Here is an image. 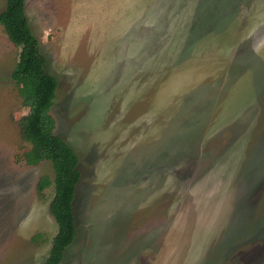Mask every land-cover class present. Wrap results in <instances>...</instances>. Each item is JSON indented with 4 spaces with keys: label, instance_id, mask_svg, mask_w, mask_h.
<instances>
[{
    "label": "rangeland",
    "instance_id": "rangeland-1",
    "mask_svg": "<svg viewBox=\"0 0 264 264\" xmlns=\"http://www.w3.org/2000/svg\"><path fill=\"white\" fill-rule=\"evenodd\" d=\"M24 12L57 80L54 133L81 173L59 264H264V0H25ZM19 53L0 24V264H44L54 169L19 158L31 146Z\"/></svg>",
    "mask_w": 264,
    "mask_h": 264
},
{
    "label": "trees",
    "instance_id": "trees-1",
    "mask_svg": "<svg viewBox=\"0 0 264 264\" xmlns=\"http://www.w3.org/2000/svg\"><path fill=\"white\" fill-rule=\"evenodd\" d=\"M25 0H6L0 11V24L9 39L20 46V53L11 77L18 83L21 103L28 112L18 119L20 136L31 144L19 158L26 164L41 160L51 161L54 169V194L49 210L57 223L49 253L44 264H59L65 248L76 235L73 202L80 180L78 156L73 148L54 133L55 119L50 108L57 88V80L48 69L46 58L40 51L39 41L31 31L24 12ZM51 180L39 177L36 192L41 195Z\"/></svg>",
    "mask_w": 264,
    "mask_h": 264
}]
</instances>
